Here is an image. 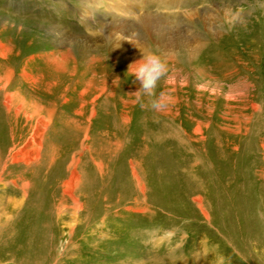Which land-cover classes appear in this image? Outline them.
<instances>
[{
	"label": "rangeland",
	"instance_id": "rangeland-1",
	"mask_svg": "<svg viewBox=\"0 0 264 264\" xmlns=\"http://www.w3.org/2000/svg\"><path fill=\"white\" fill-rule=\"evenodd\" d=\"M169 1L0 0V140L25 154L0 170V264H264V0ZM138 47L167 64L163 111L135 101Z\"/></svg>",
	"mask_w": 264,
	"mask_h": 264
},
{
	"label": "bare ground",
	"instance_id": "bare-ground-1",
	"mask_svg": "<svg viewBox=\"0 0 264 264\" xmlns=\"http://www.w3.org/2000/svg\"><path fill=\"white\" fill-rule=\"evenodd\" d=\"M126 3V10L127 12H130L129 11V6L133 9V11H136L137 9H140V8H143L144 7V4L142 2V0H122ZM156 0H153V4ZM168 1V0H167ZM180 1V2H178ZM190 3L191 0H188ZM183 2V4H185L187 1L185 0H170L169 3H172V4H179ZM193 4V3H192ZM190 5V4H188ZM88 7V6H86ZM86 7H83L81 8V14L82 15H85L87 13H89V10L86 9ZM164 8V7H163ZM169 8V6H168ZM115 10V9H114ZM122 11V10H120ZM1 14V13H0ZM196 14V13H195ZM193 15V14H191ZM157 15L153 14H148L146 13L145 15L143 16H138L137 17V20L136 22L134 23L135 27H136V30H140L143 34H144V37L148 38L149 39H153L155 40L156 42H161L162 44L163 43H170L172 39L166 37V35H162L161 34V29L164 25V22H162L160 20V18H156ZM7 18V19H5ZM11 18L9 17H2V15H0V26H2V30L6 29L7 28V25L11 24ZM171 24V23H170ZM12 26V25H10ZM131 27L130 24H128V22L126 23H120L116 26V29H118L119 31H122V32H128L130 33L129 31V28ZM164 28V27H163ZM114 29V28H113ZM165 29V28H164ZM162 29V30H164ZM53 35H54V38L55 40L57 41V45L61 48L65 47L64 46V33L62 32H59L58 30L54 29V32H53ZM114 37H116V45L118 44V46L121 48L123 46H127L129 47L130 45L129 44H126V42H128V40H125V39H119V36L118 34L116 33H113L112 34ZM173 38V37H172ZM115 39V38H114ZM174 41V40H173ZM160 44V43H159ZM82 49L84 51H86L87 49H91V45H82ZM72 51L73 50H68V52L66 53V55H70L72 54ZM95 57H93L91 60H94ZM61 61H62V57H50L49 60H46V65L47 67L49 68H52V69H58V67H60V64H61ZM136 61V59H135ZM88 63L90 62V60L88 59L87 61ZM16 95L14 94H5V105L7 106V108H9V110L11 109L10 108V104L12 102V99L15 97ZM51 101V100H50ZM51 106V105H50ZM21 108V106H20ZM22 109V108H21ZM9 112V111H8ZM19 112V111H18ZM54 113V112H53ZM18 114V113H17ZM41 116V115H40ZM33 117V116H31ZM52 117V116H50ZM49 117V119H50ZM42 118V117H41ZM31 119V118H30ZM43 119H40V121H38V123H41ZM45 123V121H43ZM52 122V121H51ZM45 124H48L45 123ZM49 125V124H48ZM48 127V126H47ZM42 128H41V125L38 124V126L36 127L34 133L32 134V137L26 142V145H29V147H31L32 144H35V146L38 145V148L40 149L41 148V144H42V139L43 137L41 136V133H42ZM4 131V130H3ZM44 132H43V136H44ZM13 135V133H12ZM49 135V134H48ZM42 137V138H41ZM50 139V138H49ZM10 140L11 141H14L13 138L9 137V138H5L3 140H0V163H1V166H0V170L2 172L5 171V169H8L10 167L9 164H13V162H16L18 159H19V154L21 153H13V149L16 147V145L12 146V144L10 143ZM44 141V140H43ZM46 143V142H45ZM37 144V145H36ZM47 144V143H46ZM45 147V146H44ZM32 149V147H31ZM34 150V149H32ZM37 150V149H35ZM39 151V150H37ZM21 152V151H20ZM23 152V151H22ZM30 152V151H29ZM34 154V153H33ZM23 154H21L22 156ZM25 155V154H24ZM23 155V156H24ZM38 155V154H37ZM41 155V154H40ZM27 159V158H26ZM28 161V160H27ZM25 163V161H24ZM28 187V184H26V182H24L23 184V187H22V190L24 189L23 192V195L26 196L29 194V192L27 190H25V188L27 189ZM27 198V197H26ZM33 199V197H31ZM30 203H32L33 201L31 199L28 200Z\"/></svg>",
	"mask_w": 264,
	"mask_h": 264
},
{
	"label": "clouds",
	"instance_id": "clouds-1",
	"mask_svg": "<svg viewBox=\"0 0 264 264\" xmlns=\"http://www.w3.org/2000/svg\"><path fill=\"white\" fill-rule=\"evenodd\" d=\"M138 48L141 57L129 65L127 72L139 84L138 90L133 92L135 101L142 108L148 106L155 111H163L171 103V96L165 90L157 93L156 88L161 77L168 71L167 64L153 48Z\"/></svg>",
	"mask_w": 264,
	"mask_h": 264
}]
</instances>
